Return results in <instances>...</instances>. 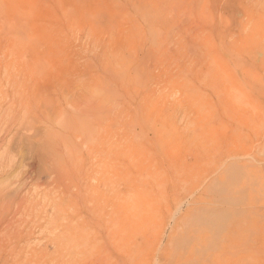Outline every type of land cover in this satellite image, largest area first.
<instances>
[{
  "label": "rangeland",
  "instance_id": "obj_1",
  "mask_svg": "<svg viewBox=\"0 0 264 264\" xmlns=\"http://www.w3.org/2000/svg\"><path fill=\"white\" fill-rule=\"evenodd\" d=\"M0 40V264H264V0H0Z\"/></svg>",
  "mask_w": 264,
  "mask_h": 264
},
{
  "label": "bare ground",
  "instance_id": "obj_2",
  "mask_svg": "<svg viewBox=\"0 0 264 264\" xmlns=\"http://www.w3.org/2000/svg\"><path fill=\"white\" fill-rule=\"evenodd\" d=\"M2 37V36H1ZM1 41V40H0ZM4 62V61H3ZM2 71H3V69H2ZM91 101V100H90ZM9 104V103H8ZM32 106V105H31ZM87 107V106H86ZM3 108V107H2ZM2 108H1V106H0V114L3 112V110H2ZM51 108V107H50ZM93 108V107H92ZM6 110V109H5ZM91 110V109H90ZM20 111V110H19ZM36 111V110H35ZM5 113H7V112H5ZM88 113V112H87ZM81 114H82V112H81ZM88 114H90V112L88 113ZM25 115V114H24ZM2 116H0V118H1ZM7 118V117H6ZM24 118V117H23ZM14 120V119H13ZM1 122H2V120H1ZM1 124V123H0ZM28 126V125H27ZM84 127H85V125H84ZM88 131V130H87ZM95 131V130H94ZM7 132H8V130H7ZM89 132V131H88ZM88 132H84V134L87 136L88 135V137H89V135L91 134V133H88ZM58 133V132H57ZM29 136V135H28ZM91 136V135H90ZM27 137V136H26ZM31 137H33V136H31ZM72 137V136H71ZM94 137V136H93ZM91 138H92V136H91ZM63 141H65V140H63ZM92 141H94V140H92ZM57 144V143H56ZM49 145V144H48ZM69 145V144H68ZM50 146V145H49ZM52 146V145H51ZM57 146V145H56ZM70 146V145H69ZM69 148V147H68ZM75 148V147H74ZM73 148V149H74ZM74 151V150H73ZM58 154V153H57ZM56 154V155H57ZM60 154V153H59ZM70 154V153H69ZM74 154V153H73ZM47 155H45V157H46ZM75 156H77V155H75ZM71 157V156H70ZM50 155H49V157H48V160H46L47 162H48V164L50 165ZM54 159V158H53ZM72 159V158H71ZM75 159V158H74ZM44 160V159H43ZM53 160H51V162H52ZM55 161V160H54ZM57 161H58V159H57ZM56 162V161H55ZM61 162V161H60ZM69 163L71 162V161H68ZM72 162H74L75 163V161L73 160ZM71 162V163H72ZM43 163V162H42ZM59 162H56V164H58ZM62 163V162H61ZM45 164V163H44ZM43 164V165H44ZM51 164H53V162L51 163ZM55 164V165H56ZM68 164V163H67ZM78 164V163H77ZM9 165V164H8ZM54 165V164H53ZM70 165V164H69ZM74 165V164H73ZM76 165V164H75ZM60 166V167H59ZM59 166H56L57 168H61L62 166H61V164H59ZM53 167V166H52ZM75 167V166H74ZM5 168V169H4ZM8 168H10V166H3V169H2V171H3V173L6 171V169H8ZM54 169H56L55 168V166L53 167ZM63 168V167H62ZM66 168V167H65ZM46 171L48 170V172H50L51 171V168L50 167H48V169H45ZM60 170V169H59ZM64 170V169H63ZM1 171V170H0ZM43 172H44V170H43ZM53 172H54V170H53ZM53 172H52V174H53ZM58 173H61L60 171H57ZM47 173V172H46ZM55 173V172H54ZM80 173V172H79ZM49 174V177L51 176V174L50 173H48ZM43 175V173L40 175V176H42ZM57 175H59V174H57ZM39 176V175H38ZM29 177H31V176H29ZM28 177V178H29ZM27 178V179H28ZM47 178V177H46ZM31 179V178H30ZM40 179V178H39ZM39 179L37 180L36 178L34 179L36 182L35 183H40V181H39ZM29 180V179H28ZM31 180H33V179H31ZM33 180V181H34ZM67 183V182H66ZM45 186V185H44ZM85 186V185H84ZM88 186V185H87ZM85 188V187H84ZM21 189V188H20ZM59 189V188H58ZM84 190V189H83ZM81 194V193H80ZM69 195V194H68ZM84 195V194H83ZM86 195V194H85ZM18 198V202L16 203V205L17 204H19L20 205V208H21V206L24 204L25 205V201L23 200V198L22 197H20V191H19V189L17 190V191H15V190H11V189H7V188H0V201H2L3 199H9V198ZM84 197V196H83ZM10 200H12V199H10ZM14 200V199H13ZM12 200V201H13ZM74 201V200H73ZM15 202V201H14ZM0 204H1V202H0ZM24 205H23V207H24ZM18 206V205H17ZM16 206V207H17ZM26 208V207H25ZM19 209V208H18ZM22 209V208H21ZM17 210V209H16ZM20 210V209H19ZM16 213H18V211H15ZM15 216V214L13 215V217ZM11 218V217H10ZM13 219V218H12ZM5 220V219H4ZM6 220L9 222V221H11V220H9V219H7L6 218ZM6 221V222H7ZM5 225H6V223H4ZM5 225L3 226V227H5ZM11 225V224H10ZM10 225H7V226H10ZM5 231V230H4ZM10 232V231H9ZM7 234V233H6Z\"/></svg>",
  "mask_w": 264,
  "mask_h": 264
}]
</instances>
